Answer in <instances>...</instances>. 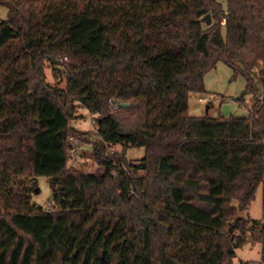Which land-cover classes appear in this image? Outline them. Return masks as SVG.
<instances>
[{
	"label": "trees",
	"instance_id": "1",
	"mask_svg": "<svg viewBox=\"0 0 264 264\" xmlns=\"http://www.w3.org/2000/svg\"><path fill=\"white\" fill-rule=\"evenodd\" d=\"M0 7V264H234L248 238L262 243L264 264V226L242 214L264 183V96L255 88L249 117L189 114L219 61L250 85L260 67L264 93V0ZM46 60L61 67L64 88L46 82ZM77 102L98 114L91 144L102 173L68 165L81 139ZM116 144L145 154L127 164L106 155ZM16 175L51 177L60 210L2 192Z\"/></svg>",
	"mask_w": 264,
	"mask_h": 264
},
{
	"label": "rangeland",
	"instance_id": "2",
	"mask_svg": "<svg viewBox=\"0 0 264 264\" xmlns=\"http://www.w3.org/2000/svg\"><path fill=\"white\" fill-rule=\"evenodd\" d=\"M226 6V0H218ZM7 8L0 7V18H7ZM212 16V15H211ZM205 22V20H204ZM215 20L212 17V23ZM225 23V19L223 20ZM205 25L206 22H205ZM209 25V24H208ZM224 34L226 33L223 28ZM254 82L250 81L243 73L234 75V70L224 61H219L217 66L207 72L205 76L206 91L191 93L189 98V114L197 117H249L255 102V88L263 98L264 93L259 81L260 67L254 69ZM46 82L53 86L64 88L66 77L60 66L53 65L49 60L45 61ZM240 97L244 101H240ZM206 98V100H202ZM82 105L76 103L72 125L81 132L80 138L72 140L69 150L68 165L71 169H84L94 173H102L104 168L97 167L93 159L94 141H99L98 125L90 123L89 117L83 113ZM78 145V146H77ZM74 147L77 148L75 151ZM110 156L117 154L119 157L126 156L129 162L138 163L145 154L144 147L130 148L125 152L122 145L116 144L107 147ZM125 153V154H124ZM91 158V160H89ZM26 191L31 199L34 211L42 208L43 211H56L60 207L54 202L52 178L48 176L16 175L11 176L2 192L9 193ZM3 198L0 197V213L7 212ZM244 216H251L264 226V183L259 187L255 200L250 204L249 210L243 211ZM263 246L261 242H253L248 238L246 244L237 250L234 264H263Z\"/></svg>",
	"mask_w": 264,
	"mask_h": 264
},
{
	"label": "built area",
	"instance_id": "3",
	"mask_svg": "<svg viewBox=\"0 0 264 264\" xmlns=\"http://www.w3.org/2000/svg\"><path fill=\"white\" fill-rule=\"evenodd\" d=\"M202 100H204L203 98H202ZM81 104V103H80ZM82 105V109H83V113L87 116V117H89V121H90V123H92V124H94V125H98V122H97V116H98V114L97 113H94V112H92L87 106H85V105H83V104H81ZM116 106H118V105H116ZM78 146V145H77ZM74 149H75V151H77V148L76 147H74ZM106 155L107 156H110V154L107 152L106 153ZM89 160H91V158H89ZM128 163H130L129 161L127 162V164ZM114 164H115V166L117 167V168H123V169H125V170H127V164L125 163V162H123L122 160H120L119 158H116L115 160H114ZM114 174H117V171H116V169L114 170Z\"/></svg>",
	"mask_w": 264,
	"mask_h": 264
},
{
	"label": "water",
	"instance_id": "4",
	"mask_svg": "<svg viewBox=\"0 0 264 264\" xmlns=\"http://www.w3.org/2000/svg\"><path fill=\"white\" fill-rule=\"evenodd\" d=\"M204 20L206 21L207 24L211 25V24H212V16H211V14H210V13L206 14V15L204 16ZM50 58H51L52 60H56V61H58V59H56L55 56H51ZM119 105H120L121 107H129V106L131 105V103H128V102H125V101H121V102L119 103Z\"/></svg>",
	"mask_w": 264,
	"mask_h": 264
},
{
	"label": "crops",
	"instance_id": "5",
	"mask_svg": "<svg viewBox=\"0 0 264 264\" xmlns=\"http://www.w3.org/2000/svg\"><path fill=\"white\" fill-rule=\"evenodd\" d=\"M204 100H206V98H203ZM250 216V215H249ZM251 217V216H250ZM252 218V217H251Z\"/></svg>",
	"mask_w": 264,
	"mask_h": 264
}]
</instances>
